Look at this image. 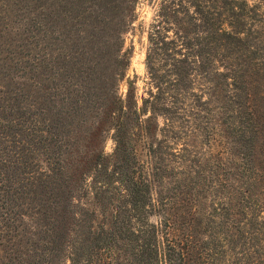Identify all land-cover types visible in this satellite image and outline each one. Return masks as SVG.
<instances>
[{"label":"trees","instance_id":"trees-1","mask_svg":"<svg viewBox=\"0 0 264 264\" xmlns=\"http://www.w3.org/2000/svg\"><path fill=\"white\" fill-rule=\"evenodd\" d=\"M20 1L46 93H0V264H264V0H159L140 96L130 0Z\"/></svg>","mask_w":264,"mask_h":264},{"label":"rangeland","instance_id":"rangeland-1","mask_svg":"<svg viewBox=\"0 0 264 264\" xmlns=\"http://www.w3.org/2000/svg\"><path fill=\"white\" fill-rule=\"evenodd\" d=\"M159 0H130L129 2L135 4L137 18L133 22L132 28L126 34V44L130 41L133 43V52L131 56V62L127 74L136 79L138 95H146V69L144 64L145 49L147 43V29L152 19L154 10ZM29 13L25 11L20 0H0V90H7L8 92H2L3 97L7 98V101L13 104V99L17 97V103H14L12 108V116L16 117L19 115L20 110H25L22 106L25 100L31 101H43L45 100L46 91L43 88L39 89V86L35 81V78L29 77L30 60L33 55H42V41L38 37H35L25 30V27L29 24ZM33 15V14H32ZM68 25L60 29L58 33L54 34L53 44L55 45V53L57 51L69 52L72 45L80 46L82 41H75L72 36H69L65 40ZM34 34V33H33ZM30 35V37H29ZM77 39H80L74 36ZM74 40V41H73ZM58 47V48H57ZM12 59V61H10ZM16 62L12 65V63ZM122 89L124 85L122 84ZM21 92L24 95L21 96ZM21 99V100H20ZM35 102V101H34ZM161 121V118L159 117ZM17 121V120H16ZM15 120L12 123L16 122ZM78 123H74V127H78ZM87 124H82L81 134L88 128H84ZM19 124L15 125L13 130H19ZM101 130V132H100ZM100 132L99 138H103L101 144L104 147L105 152L110 153L114 147V141L111 137L110 130H103V126L98 130ZM19 137H15V141L6 140L4 144L7 146V152L14 155V151L17 150L16 141ZM192 139V137H190ZM188 140L190 143H194L193 156L205 165L206 159L209 157V148L204 144V141L200 139H194V141ZM180 140L179 142H181ZM12 144V145H11ZM14 144V145H13ZM100 146V141L98 143ZM176 163V162H175ZM206 171V170H204ZM208 174V171H206ZM167 178V177H165ZM166 180V179H165ZM154 219L156 217H153Z\"/></svg>","mask_w":264,"mask_h":264}]
</instances>
